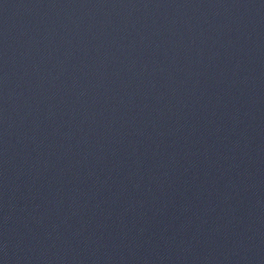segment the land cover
I'll use <instances>...</instances> for the list:
<instances>
[{"label": "water", "instance_id": "water-1", "mask_svg": "<svg viewBox=\"0 0 264 264\" xmlns=\"http://www.w3.org/2000/svg\"><path fill=\"white\" fill-rule=\"evenodd\" d=\"M0 264H264V0H0Z\"/></svg>", "mask_w": 264, "mask_h": 264}]
</instances>
